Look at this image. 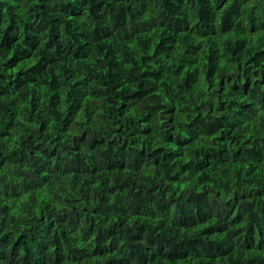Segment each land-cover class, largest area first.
<instances>
[{"label": "trees", "instance_id": "trees-1", "mask_svg": "<svg viewBox=\"0 0 264 264\" xmlns=\"http://www.w3.org/2000/svg\"><path fill=\"white\" fill-rule=\"evenodd\" d=\"M264 2L0 0V261L264 264Z\"/></svg>", "mask_w": 264, "mask_h": 264}, {"label": "clouds", "instance_id": "clouds-1", "mask_svg": "<svg viewBox=\"0 0 264 264\" xmlns=\"http://www.w3.org/2000/svg\"><path fill=\"white\" fill-rule=\"evenodd\" d=\"M262 2H264V0H262ZM256 3V0H249V5L250 6H254ZM261 134H264V130H261ZM0 264H4L3 261H0Z\"/></svg>", "mask_w": 264, "mask_h": 264}]
</instances>
